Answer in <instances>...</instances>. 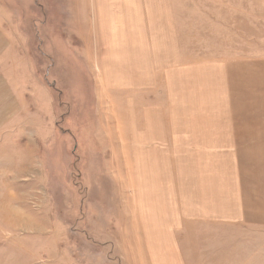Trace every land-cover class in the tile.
Masks as SVG:
<instances>
[{
    "label": "rangeland",
    "instance_id": "rangeland-1",
    "mask_svg": "<svg viewBox=\"0 0 264 264\" xmlns=\"http://www.w3.org/2000/svg\"><path fill=\"white\" fill-rule=\"evenodd\" d=\"M83 1L0 0V264H264V227L180 221L213 194L215 152L198 140L230 126L213 115V65L264 58V0H172L184 69L155 73L152 94L108 83L111 18L82 22ZM167 81L188 115H134L166 104ZM252 107L237 125L264 129Z\"/></svg>",
    "mask_w": 264,
    "mask_h": 264
},
{
    "label": "crops",
    "instance_id": "crops-1",
    "mask_svg": "<svg viewBox=\"0 0 264 264\" xmlns=\"http://www.w3.org/2000/svg\"><path fill=\"white\" fill-rule=\"evenodd\" d=\"M199 1L205 3L206 0ZM252 2L258 3L259 0ZM79 7L80 20L91 22V19L98 31H102L103 24L111 18L113 27L110 29V41L106 44L105 38L99 36L100 42L97 43V48L100 47L99 59H102L108 72L112 71L108 73V83L119 77L114 81L118 83L116 86L137 87L136 89L152 94L155 73H160L165 79V73L183 71L172 0H84ZM115 69L122 72H116ZM213 72V115H231L230 126L222 128L217 120L218 127L214 128L213 133L198 140L209 147L211 145L210 150L215 152L214 166L217 165L215 167L218 170L214 168L212 183L208 180L205 185L206 189L211 188L213 194L206 192L205 196L200 195L198 208L192 207L190 203L187 207L185 205L187 211L180 215V221L187 216H194L229 220L227 223L231 225L264 227V129L237 125L239 116L252 114L254 100L257 101L258 97L264 105V58L249 61L227 59L215 63ZM99 74V81L103 83L101 71ZM160 86L166 89L165 82ZM168 88L167 81L166 97ZM180 88L182 90L176 97L171 95L169 101L167 97L166 104L158 109L152 103L143 107L142 102L139 105L136 102L133 107L134 115H150V119L152 115H188L186 111L189 101L184 95V87ZM139 90L138 95L141 97L144 92L140 93ZM147 124L149 129L145 126V133L150 136V123ZM166 129V135L173 134V127ZM166 145L169 148L173 146V138L165 143V150L168 152ZM182 145L185 143L182 142ZM223 152L226 153L223 155ZM168 161L170 162L169 158ZM222 167L229 168L225 175H222ZM140 225L134 212L131 226L137 228ZM180 230L186 231L184 227ZM137 242L141 243L139 240Z\"/></svg>",
    "mask_w": 264,
    "mask_h": 264
}]
</instances>
